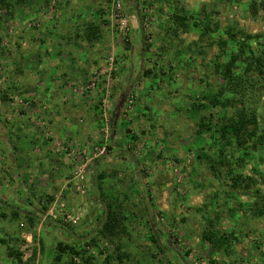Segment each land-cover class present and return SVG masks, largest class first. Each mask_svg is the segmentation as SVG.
I'll list each match as a JSON object with an SVG mask.
<instances>
[{"label":"rangeland","instance_id":"374dc122","mask_svg":"<svg viewBox=\"0 0 264 264\" xmlns=\"http://www.w3.org/2000/svg\"><path fill=\"white\" fill-rule=\"evenodd\" d=\"M5 2L0 264H264V145L258 136L244 150L221 130L241 105L219 75L234 59L238 73L264 61V0ZM231 27L254 36L244 57L238 39L220 46ZM102 196L125 219L114 239L100 235ZM209 233L227 235L223 247ZM59 241L81 254L56 260Z\"/></svg>","mask_w":264,"mask_h":264},{"label":"trees","instance_id":"16d2710c","mask_svg":"<svg viewBox=\"0 0 264 264\" xmlns=\"http://www.w3.org/2000/svg\"><path fill=\"white\" fill-rule=\"evenodd\" d=\"M0 4L9 6V4L5 2V0H0ZM254 8H256V6H254ZM86 28L88 31L87 34H90V33L92 34L95 32L92 25L86 26ZM206 29H209L208 26H206ZM224 35L225 36L219 40L220 46L222 49H224V51L228 47L227 46L228 45V38H227L228 35L231 37V39L239 40L238 43H240L239 45H240L241 50L238 49L237 52H233V56L236 59L240 57V54H238L239 51L241 53V57L245 54L244 50L246 49V46L249 44V41L254 37L247 33L243 34L242 30L237 31L235 27L228 28ZM234 60H232L233 62H231L230 64L225 65V67L221 70V73L219 75L221 76L220 78L223 81L222 88L223 89L227 88V90L232 94L234 99L238 103H240L241 106H240V109H238L237 115L236 116L233 115L231 119H229L230 123L222 126L221 130L224 131V129L226 128L231 129L232 130L231 134H234V136L238 137L237 142L239 146L245 150L247 148L248 142L253 140L254 137L259 136L260 141H262L264 145V130L262 134H257L259 130V120L254 110L256 108L255 107L253 108L251 106L254 104V101L258 94L257 92H255V89L258 85L256 83L260 82V78L262 79L264 78V77H260L264 74V65H263L264 61H262V59H259L258 61L254 63L246 61L248 63L249 71L243 70V72L238 73V71L241 69L234 65L235 63ZM248 95L251 97H248ZM219 96L220 94H216L215 97L213 98L212 103H214V105L218 104L217 102L220 101L218 98ZM228 126L230 128H228ZM239 176L240 175L234 177L236 178L235 179L236 181L235 180L234 181L237 185L239 184L238 183ZM240 181L243 184L245 183L244 181H247V179L243 178V180H240ZM251 181H253V179H251ZM250 185L251 184L249 183L248 187ZM101 200L105 202H104V207H103L104 217L102 218L101 226H100V235L104 238H107L108 240L110 239L109 237L111 236H113L112 238L114 239L115 235L118 234V232L123 231V230H120L121 228L125 229V226L123 223L125 219L122 217V214L120 212L121 210L120 211L113 210L112 202H106V200L103 199V196L101 197ZM117 206L121 207L120 204H117ZM260 211L264 212V209L263 211L260 209ZM150 229L152 232L150 235L152 242H154V244L159 247L162 253H165L166 251L165 247H168L169 243H167V245H163V242L159 237V230H157L156 223L154 221L151 222ZM213 235L212 233H209V235H207L205 239L212 242L215 247H218V246L223 247V243L227 241V235L221 234L219 238L217 239H215V236ZM97 239L98 238L92 239L91 241L88 242V245H93L94 243L97 242ZM117 249L118 251L119 250L121 251V248L117 247ZM56 250H57L56 257H55L56 260H61L64 254L66 253H70L72 256L81 254V252L77 250L76 246L71 245L69 243H65L63 241L58 242L56 246ZM15 253L16 252L12 251L10 252V255L12 256L17 255L19 257L22 256V253H17V254ZM125 255L126 254L118 252L117 254L118 261L123 262L124 259L126 258ZM71 263L77 264L76 262H74L73 258H71Z\"/></svg>","mask_w":264,"mask_h":264},{"label":"crops","instance_id":"0c3cea01","mask_svg":"<svg viewBox=\"0 0 264 264\" xmlns=\"http://www.w3.org/2000/svg\"><path fill=\"white\" fill-rule=\"evenodd\" d=\"M82 21V20H81ZM74 26L76 27L75 29L76 30H78L77 28H81L83 25H80L79 23L77 24V23H75L74 24ZM83 32V31H82ZM23 88H25V87H23ZM48 112H50V109H48ZM2 131V130H1ZM20 163H23V162H21V161H19V160H16L13 164H12V169H17V167L18 166H20V167H22V168H28L29 167V164H30V160H28V162L26 163V164H20ZM6 166V165H5ZM9 166V165H8ZM6 169V168H5ZM11 169V168H10ZM1 172V171H0ZM17 172V171H16ZM1 174H2V176H1V178L4 180V182H2V181H0V185H7V181L9 180V178L7 177V179L6 178H4V176L6 175V173L4 172V174L1 172ZM0 174V175H1ZM7 176V175H6ZM29 176H31V175H29ZM16 177H18V176H16ZM19 178V179H18ZM15 181H16V183H20L21 182V177H18ZM6 179V180H5ZM0 201H2V202H4V200H0ZM10 208H13L14 210H13V213L15 214V215H18V211L14 208V206H11ZM23 215H25L26 213L25 212H23L22 213ZM9 240L10 238H0V243H4V242H6V240ZM8 247V246H7Z\"/></svg>","mask_w":264,"mask_h":264},{"label":"built area","instance_id":"2783aa9c","mask_svg":"<svg viewBox=\"0 0 264 264\" xmlns=\"http://www.w3.org/2000/svg\"><path fill=\"white\" fill-rule=\"evenodd\" d=\"M121 23L124 25V26H127V21L126 20H121ZM106 148H103L100 150V153L103 154L104 151H105ZM69 219L73 220L74 222H77V218H74L73 215H69Z\"/></svg>","mask_w":264,"mask_h":264},{"label":"water","instance_id":"95a60500","mask_svg":"<svg viewBox=\"0 0 264 264\" xmlns=\"http://www.w3.org/2000/svg\"><path fill=\"white\" fill-rule=\"evenodd\" d=\"M117 110L119 109V107L116 108ZM119 115V114H118Z\"/></svg>","mask_w":264,"mask_h":264}]
</instances>
